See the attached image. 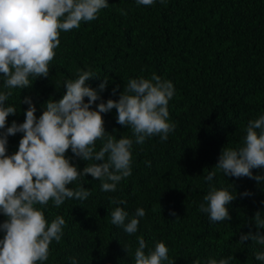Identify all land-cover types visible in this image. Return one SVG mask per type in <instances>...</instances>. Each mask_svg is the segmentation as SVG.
I'll return each instance as SVG.
<instances>
[{"label": "trees", "instance_id": "trees-1", "mask_svg": "<svg viewBox=\"0 0 264 264\" xmlns=\"http://www.w3.org/2000/svg\"><path fill=\"white\" fill-rule=\"evenodd\" d=\"M107 3L96 20L60 32L47 77H30L31 87L10 90L5 106L10 104L17 112L7 117V126L24 122L25 97L31 98L38 118L46 101L62 98L65 81L78 78V71H91L94 77L86 81L88 86L98 90L108 80L91 106L94 109L101 100H118L130 79H151L155 73L171 81L174 95L168 103V120L175 128L166 141L157 135L137 144L131 127L117 123L115 109L102 113L106 136L133 140L131 175L117 183L116 191L105 192L100 180L86 174L68 186L83 185L90 193L87 199L66 198L59 207L52 200L36 205L49 224L57 216L66 222L61 240L49 245L48 259L37 264H73V259L75 264H135L140 236L146 253L163 241L174 264H208L211 259L264 264L255 258L264 246L250 238L241 240L249 232L264 234L253 220L257 211L264 218V182L226 177L221 171L211 182L205 179L222 148L238 150L249 121L264 115V0H155L150 6L138 5L136 0ZM121 9L126 15H121ZM3 80L0 75V91H8ZM22 135L8 137L9 155L18 150ZM102 143L95 142L96 151ZM66 156L79 170L87 164L71 149ZM258 173L264 174V169H253V175ZM210 184L236 195L227 206L230 220L212 223L199 210ZM245 190L252 195L242 196ZM110 198L126 203L113 204ZM116 207L128 212V220L136 209L145 210L135 234L111 223ZM6 219L0 213V223ZM3 235L0 231V239Z\"/></svg>", "mask_w": 264, "mask_h": 264}, {"label": "clouds", "instance_id": "clouds-1", "mask_svg": "<svg viewBox=\"0 0 264 264\" xmlns=\"http://www.w3.org/2000/svg\"><path fill=\"white\" fill-rule=\"evenodd\" d=\"M136 2L150 6L155 0ZM107 7V0H0V75L4 78V88L8 89L0 91V213L7 218L0 223V231L4 233L0 239V264L46 261L50 243L61 240L65 220L57 216L49 224L36 205H47L52 200L59 207L66 198L87 199L90 193L83 185L76 189L68 186L86 174L100 180L101 190L105 192L116 191L117 183L131 175L133 140L106 136L102 113L115 109L117 123L131 127L137 144L157 135L166 141L175 128L168 120V103L174 95L171 81L162 80L155 73L151 79H130L118 100H101L94 109L91 106L100 99L99 93L106 89L108 80L104 79L98 90L88 86L86 81L94 77L91 71H78V78L65 81L66 92L62 98L46 101L38 118L31 98L25 97L23 103L28 107L24 122L13 121L7 126V117L17 112L14 106H5L12 95L10 90L31 87L30 77H47L54 50L60 44V32L78 29L82 21L96 20L100 10ZM120 13L126 15V10L121 9ZM17 133H23L18 150L9 155L8 137ZM97 140L103 141L99 151L95 149ZM69 149L87 161L82 170L66 156ZM253 169H264V115L249 121L243 146L238 150L222 148L214 170L205 179L211 182L216 171H221L226 177H248L258 184L264 182V174L253 175ZM241 195L252 193L245 190ZM234 199L236 195L230 191L210 184L199 210L212 223L230 220L227 206ZM110 202L126 203L115 198H110ZM145 214L143 208H138L128 220V212L116 207L111 212V223L132 235L138 230V218ZM171 214L176 215L174 211ZM253 220L257 229L264 228L259 211ZM249 238L264 246V234L259 231L249 232L241 240ZM137 239L135 264L169 261V249L163 241H157L154 249L146 253L144 238ZM124 248L129 251L127 246ZM255 258L264 262V251L257 252ZM169 264H174V260ZM208 264H228V260L211 259Z\"/></svg>", "mask_w": 264, "mask_h": 264}]
</instances>
